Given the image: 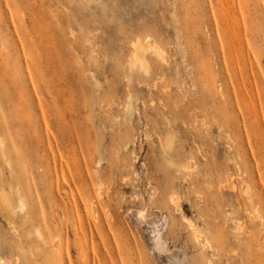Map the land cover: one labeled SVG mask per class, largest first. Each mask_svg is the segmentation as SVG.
<instances>
[{
  "label": "rangeland",
  "instance_id": "374dc122",
  "mask_svg": "<svg viewBox=\"0 0 264 264\" xmlns=\"http://www.w3.org/2000/svg\"><path fill=\"white\" fill-rule=\"evenodd\" d=\"M0 146L5 264L264 263V0H0Z\"/></svg>",
  "mask_w": 264,
  "mask_h": 264
},
{
  "label": "bare ground",
  "instance_id": "6f19581e",
  "mask_svg": "<svg viewBox=\"0 0 264 264\" xmlns=\"http://www.w3.org/2000/svg\"><path fill=\"white\" fill-rule=\"evenodd\" d=\"M129 43H130V54H129V59H128V67H130L131 69L139 68L140 70H143L144 72L147 73L148 69H149L148 55H154V57H157L158 59H160V61L161 60L164 61V59H165V52L159 46V44L155 41L154 37L138 36L135 39L131 40ZM126 106H127L126 110H125L126 114H131L132 110H133L131 104H128ZM160 142H161V147L164 150L166 148L172 149L173 141H172L171 137L166 141V144L163 143L162 139L160 140ZM0 148H2V147L0 146ZM171 161H172V156H171ZM16 192H18V191H16ZM244 193L246 195L245 197L247 198L246 200L249 201L248 199H250V202H252V200L250 198L251 195L246 191ZM1 200L5 203L6 208H7L6 210L10 216L15 215L17 213V211L23 212L26 208V205L21 198L18 199L17 204L14 206L11 203V201L9 200V197H7V196H2ZM251 204H253V203H251ZM132 213H133V211H132ZM253 213H255V215L253 214L254 216L252 219H255V218L257 219L259 217V212L255 209V212L253 211ZM145 216L146 215H144L143 212L138 211L133 215L132 221L134 222V224L137 226L138 229H140L144 234L147 235L148 240L152 245L150 252H153L152 254H155V256L158 257V259L160 260V262L162 264H183V262L180 259H177V258L170 256L169 250L167 249L168 246H167V240H166V232L170 227L169 220L164 217V219L162 218L163 220H161V221H155V220H153V218L148 219ZM250 217H252V216H250ZM256 219L254 220L255 222H256ZM257 220H260V219H257ZM9 221H10V224H13V221L11 220V218L9 219ZM251 221H253V220H251ZM263 221H264V219H263ZM191 222L192 221H190V223ZM37 235L39 238H41V239L43 238L41 233L38 232ZM195 237H196L195 240L198 241L199 233L196 234ZM199 240L201 241L200 238H199ZM260 241H262V240H260ZM206 242H208V241H205V243ZM207 245H209V244L208 243L204 244L203 247L201 245V247L203 249H205V247ZM253 245H254L253 247H255L254 249L260 248V244H253ZM210 263L211 262H209V264ZM0 264H5L1 257H0ZM242 264H249V262H242ZM255 264H264V263L257 261Z\"/></svg>",
  "mask_w": 264,
  "mask_h": 264
}]
</instances>
